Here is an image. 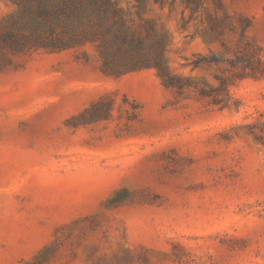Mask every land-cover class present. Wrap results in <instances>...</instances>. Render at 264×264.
<instances>
[{
    "label": "rangeland",
    "instance_id": "1",
    "mask_svg": "<svg viewBox=\"0 0 264 264\" xmlns=\"http://www.w3.org/2000/svg\"><path fill=\"white\" fill-rule=\"evenodd\" d=\"M17 8L0 0V21ZM141 15L178 85L108 76L91 44L0 70V264H264V145L247 128L264 79H234L221 109L198 88L227 66L191 64L234 58L243 33L264 58V0H144Z\"/></svg>",
    "mask_w": 264,
    "mask_h": 264
},
{
    "label": "trees",
    "instance_id": "2",
    "mask_svg": "<svg viewBox=\"0 0 264 264\" xmlns=\"http://www.w3.org/2000/svg\"><path fill=\"white\" fill-rule=\"evenodd\" d=\"M15 13L0 21V70L8 66L12 56L32 50L58 52L91 44L97 51L101 71L113 77L129 72L155 68L165 86L178 85L166 68V40L155 33L148 19L142 18L144 0H138L137 15L128 0H12ZM160 0H156L159 2ZM244 33L234 58L212 53L196 58L194 67L225 64L228 75H217L215 88L201 87V97L225 108L231 99L234 79H264L261 46L244 43ZM238 70V71H236ZM225 93L227 98H221ZM95 117L92 119L102 118ZM254 139L264 145V109L247 125Z\"/></svg>",
    "mask_w": 264,
    "mask_h": 264
}]
</instances>
